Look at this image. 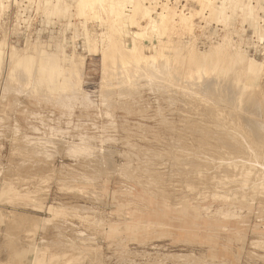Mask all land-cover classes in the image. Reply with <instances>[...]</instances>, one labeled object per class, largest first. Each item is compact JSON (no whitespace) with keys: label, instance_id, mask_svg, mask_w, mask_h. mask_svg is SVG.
I'll list each match as a JSON object with an SVG mask.
<instances>
[{"label":"bare ground","instance_id":"6f19581e","mask_svg":"<svg viewBox=\"0 0 264 264\" xmlns=\"http://www.w3.org/2000/svg\"><path fill=\"white\" fill-rule=\"evenodd\" d=\"M3 1L0 0V9L5 10L6 6ZM242 1L224 0L220 5H216L214 0H202L203 5L209 4L212 7V12L221 23L227 21H237L239 23L242 20L257 34L259 27L255 24V19L244 12ZM78 2L82 15L95 18L100 23V33H92L95 31L93 29V31H86L88 32L87 34L85 33L86 38L84 32V35L81 36L85 38L83 47L89 44L87 50L93 55L100 53L101 56L102 76L99 96L100 104L106 108L107 117L112 119L108 111L115 107L114 104H117L116 99L119 100L118 105L129 100L135 104L137 103V98L141 97L146 90L157 95L158 93L161 95L162 93L167 94V101L169 102L176 101L178 96H182L186 105L189 104L188 106L192 107L193 110L198 109L196 111H200L202 118L204 117L203 120L200 117L202 120L200 123L204 121L203 125L198 123L193 127L187 121L183 127L185 131L197 133L202 138L201 141L199 140L201 142V144L199 143V150L189 151L186 148V156L189 155L190 159H185L183 166L186 165L188 167L179 168L182 169L181 171L189 169L195 172L194 175L187 176V179L185 178V188L190 192H195L200 189V186L214 184L211 192L209 191L210 189L206 190L209 186L207 188L204 187L206 188L204 190L212 193L221 203L227 198L233 197L249 202L264 203V95L262 98L259 97L260 89L257 86L260 69H257L248 58L240 33L233 31L224 33L221 37V42L211 46L209 50H199L194 38L187 40V44H176L171 39H168L167 42L159 41L157 49L154 52L150 51L147 55L145 50L148 48L138 38L139 33L132 32L134 27L143 28L141 22L133 18L128 21L125 20L126 9L131 6L134 8L133 12L135 13L141 5L140 0H78ZM56 3L57 5L54 6L55 12L58 14L64 11L63 0H56ZM146 8V14L139 17V20L146 21V17L150 18L152 16L150 13H155L163 22L165 18L164 12L157 14L156 11L149 7ZM180 20L185 21V28H189V21L183 18ZM125 23H127L126 26L128 28L124 26ZM122 24L123 30L120 28ZM73 26V24L67 23L66 28L70 29ZM158 29L159 26L157 31ZM126 35H129L131 39L132 45L130 48L127 47L124 39ZM234 36L237 37L238 41L234 40ZM6 37V33H4V37L0 41V73L5 68L3 66L7 65L8 67L5 73V81L1 86L0 104L13 98L11 107L15 109L21 104L19 96H26L37 99L39 104H41V101L51 103L54 108L57 107L61 110V116L58 119L56 118L53 125L47 124L41 114L25 110V116L28 117L30 122L33 119H38L42 125L27 124V129L35 133L34 137L25 134L17 121H15L16 123L14 122V126L6 125L4 116L0 114V134L5 131L2 129L9 130L12 134V141L17 143L12 149L19 151L26 157L18 168V171L25 173L23 181H34L31 185L32 187L28 188L32 202L23 203L16 200L13 203L14 206H23L36 212L45 210L50 192H48V187H44L45 185H39L41 181L48 182L50 179H54L64 182L68 179L73 182L94 186L103 175L108 176L113 173H118L121 177L134 180L157 197L167 198V194L165 196H162V194L163 192L168 193V186L175 185L173 177H170L169 183L166 185L163 182L164 180L161 179L162 177L154 169H144L142 165L145 163L141 162V166L138 165L135 169L130 167L133 157L140 161H143V159L154 160L157 155L156 152L151 149L140 148L141 150H138L136 145L127 142L126 145L131 151L125 152V163L120 166L118 164L119 167H117L114 164L115 161L113 162V156L116 153L105 147L106 144L115 141L114 138L106 135L109 129L117 128L115 123L109 121L106 125L100 126L103 132L98 135L87 132L88 130H85V124H81L82 122L77 121V123H74L73 111L77 108V105L81 104L86 109L95 106L89 93L82 86L85 57L80 53H75L69 66L66 65L63 51L64 45L55 38L56 36L53 37L54 40L51 43L37 40L33 43L29 42L27 49L18 50L17 48H12L10 51L7 50ZM86 41L88 44H85ZM249 44L247 43V45ZM223 82H226V84ZM5 115L9 119L8 115ZM167 121L162 118L161 123L167 125ZM93 126L97 129L99 128L95 124ZM74 132H76L75 135L73 134ZM77 138L78 142H76ZM96 141L98 145L94 144ZM186 149L184 148V150ZM200 150L201 152H199ZM210 150L218 152H214L218 154V156H214V159L221 162L219 166L213 165L214 162L213 164L209 163L212 166H209L207 162L205 164L206 157H204L205 159L200 157L201 160L199 159L200 161H198L197 158L204 152H208L207 156L211 157L214 153L209 155ZM10 151L13 152V150ZM57 157H67L74 161L75 165L59 167L57 169L59 172L57 173L52 165ZM61 169L64 170L65 174ZM212 169H216L214 171L216 174L205 173V171L208 172ZM9 174L0 170V183L3 181L1 178L5 179L3 181V184H5L4 188L12 183V180L9 179ZM178 174L180 173L178 172ZM18 175H21V173ZM184 176L182 177L184 178ZM145 177L146 182H142V178L145 179ZM38 178H40V182L35 183ZM181 182H178L179 186L183 187V182ZM159 183H161V186ZM174 188L176 186L171 187V191L177 192ZM86 190L79 188L72 192L86 194ZM204 195L205 193L199 199L200 201H204L208 197ZM79 196L81 197L82 195ZM88 199L92 201L91 198ZM57 204V206L52 204L48 208L49 222H46L44 217L38 215V213L36 215H28L10 212L9 217H7L0 209V227L5 225V229L0 228V233L4 230L2 233L6 238L4 247L9 252L7 255L8 260L5 261L6 264L20 260L21 255L25 252L33 253L34 264H43L45 260L42 253L45 249L53 250L59 255V252H65L73 247L78 248L80 242L89 243L97 239V236L93 234L87 233L86 235L83 230H72L69 226H67L68 228L65 226V228L70 229L71 233L75 235L73 239L64 236L62 233L63 226L69 220L60 216L62 213L59 210L64 207L71 211L69 216L73 217V213L77 212V216L83 219L84 214H88L89 206H68L61 202ZM209 210L207 207L206 211ZM215 215L232 219L243 216L242 210L233 205H228L225 209L221 206ZM94 223H98V220ZM70 224L74 225L73 223ZM42 226L45 227V230L42 231L45 236L42 237L41 241L48 243L46 246L44 244L40 246V243L33 239L34 234L38 230H42ZM50 228L52 231H57V234H55L56 236L52 241H50L51 239L47 241L46 231ZM21 229H25L28 235L26 238H22L20 234H17ZM64 232L66 231L64 230ZM252 245L264 251V237L259 236ZM132 255L137 256L138 254H131L125 251L121 258L122 260H128L131 259L130 256ZM140 256L148 258L150 253L145 252V254ZM89 258L92 261H99L100 256L89 254ZM262 258L264 259V257ZM168 260L170 264H214L212 260H207L205 256L198 258L195 253H158L154 260L149 257L143 264H168ZM227 262L229 261L224 260L223 263L219 264H227Z\"/></svg>","mask_w":264,"mask_h":264},{"label":"rangeland","instance_id":"374dc122","mask_svg":"<svg viewBox=\"0 0 264 264\" xmlns=\"http://www.w3.org/2000/svg\"><path fill=\"white\" fill-rule=\"evenodd\" d=\"M140 1L141 5L135 13L133 12L134 8L131 6L126 9L125 20L128 21L130 18H133L141 22L143 28L134 27L132 32L139 33L138 38L141 39L148 48L145 50L147 55L150 51L154 52L157 49L159 41L167 42L168 39H171L176 44H187V40L194 38L199 50H209L211 46L221 42V37L224 33L229 31L240 33L248 58L257 69H260L259 78L257 80L259 84L257 83V86L260 89L259 97H263L264 0L242 1L244 12L246 15H251L253 19H255V24L259 27V32L257 34H255L254 31L248 27L247 23L242 20L239 23L237 21L221 23L212 12V7L209 4L203 5L202 0ZM222 1L224 0H214V3L220 5ZM3 2L6 9H0V41L3 39L4 33H6L7 50L10 51L12 48H17L18 50L27 49V44L29 42L33 43L37 40L51 43L54 40L53 37L56 36L55 38L64 45L63 51L66 65L69 66L75 53H80L85 57L82 86L84 90L89 93L95 106L86 109L81 104L77 105V108L73 111L74 123L80 121V123L82 122L81 124H85V130L87 129V132L98 135L103 132L100 126L106 125L109 121H113L117 128L109 129L106 135L114 138L115 141H111L106 144L105 147L113 153H116L113 156V162L115 161L114 164L119 167L121 164L125 163V152L131 151L126 145L127 142L136 145L138 150L140 148L151 149L157 153L154 160L143 159V161H140L136 157H133L131 165L135 167L131 165L130 167L135 169L138 165L141 166V162H143L145 163L142 165L144 169H154V171L162 177L161 179L164 180L163 182L166 185H168L170 177H173V182L175 183V185L172 184L173 186L167 187L168 193L163 192L162 196L167 194V198H162L155 196L150 190L144 189L143 186L139 185L134 180L119 176L118 173H113L108 176L103 175L94 186L73 182L68 179L64 182L50 179L51 181H41V183L40 178H38L35 183L40 182L39 185H45L44 187H48V192H50L46 209L42 212H36L33 209H27L23 206L15 207L13 203H15L16 200L23 203L32 202L28 188L32 187L31 185L34 181H23L25 173L18 171V168L26 157L19 151L12 149L17 143L12 141V134L9 130L2 129L5 131L3 134H0V170L7 174L10 173V176H8L10 177L9 179L12 180V183L4 188L3 186L5 184H3V181L5 179L1 178L3 181L0 183V209L3 214L9 217L10 212L28 215H36L38 213V215L44 217L46 222H49L50 215L48 213V208L52 204L57 206V203L61 202L68 206H89V210H87L88 214H84L83 219L77 216V212L73 213V217L69 216L71 211L64 207L62 210H59L60 213H62L60 216L70 221L63 226L62 233L64 236L73 239L75 235L71 233L72 231L70 229H67V226H69L72 230H83L86 235L87 233L93 234L97 236V239L89 243L85 241L80 242L81 246L79 244L78 248L73 247L65 252H59V255L53 250L45 249L42 253L45 260L43 264H143L149 257L151 260H154L158 253H195L198 258L205 256L207 260H212L214 264L223 263L224 260L229 261L227 264H264V259L262 258L264 257V251L252 245L259 236L264 237V203L257 201L249 202L238 197L227 198L221 203L212 193H208L213 190L212 185L214 184L200 186V189L195 192H190L185 188V178L187 179L195 173L193 170L189 169L181 171L183 167L186 166H183L184 160L190 159L189 155L186 156L187 149L189 151L199 150L198 147L199 143L201 144L200 141L202 138H200L201 136L197 133H191L188 130L185 131L183 127L187 121H189L190 125L193 127L200 123L204 118H202L201 112H197L196 110L198 109L193 110L192 107L190 108L188 106L189 104L186 105L182 96H178L176 101L169 102L167 101V94L162 93L161 95L158 93L157 95L146 90L142 93L141 97L137 98V103L135 104L133 101L129 100L128 102L118 105L119 100L116 99L117 104H114L115 107L108 111L112 119L111 117H107L106 108L100 104L99 96L102 76L100 53H96L95 55L91 54L87 50V46H89L87 41L85 44L88 45L83 47L86 34L89 31H93L94 29L96 32L93 31L92 33H100V23L98 20L90 16L82 15L80 13L78 0H63L64 11L58 14L54 10V6L57 5L56 0H4ZM146 7L156 11L157 14L164 12L165 18L163 22L155 13H150L152 16H150V18L146 17V21L139 20V17L146 14ZM182 18L189 21V28L184 27L185 21L180 20ZM67 23L73 24V29H67ZM126 25L127 23L124 24V26ZM122 26L123 24L120 28L123 30ZM158 26L159 29L157 31ZM126 28H128V26H126ZM83 32L86 34L84 35ZM81 35H84L85 38H82ZM124 39L127 47L130 48L132 45L130 36L126 35ZM234 40L238 41L236 36H234ZM247 43L250 44L247 45ZM3 67L5 68H3L0 73V94L2 90L1 86L5 81V73L8 70L7 65ZM224 84H226V82ZM19 97L21 104L15 108L16 110L11 107V102L13 101V98H11L10 101L0 104V114L4 116L5 122L7 123L6 125L14 126L16 123L15 121H17L21 130L29 136L34 137L35 133L27 129V124L34 123L39 126L42 125L39 123L38 119H33L30 122L28 117L25 116V110L41 114L43 120L50 125H53L56 118L58 119L61 116L60 108H54L51 103L41 101V104H39L37 99L26 96ZM191 106H193V104H191ZM5 114L8 115L9 119H7ZM162 118L166 119V121L168 120L167 122L169 124H162ZM93 124L99 128H95ZM200 124L203 125L204 121ZM75 133L76 132L73 134L75 135ZM190 140L194 145L190 143ZM78 141L77 138L76 142ZM178 143L181 145V148ZM94 144L98 145V142L96 141ZM184 148L187 149L184 150ZM10 150H13V152ZM177 152H181V154L178 153V155ZM199 152H201V150ZM209 152V155H212L214 152L218 153L211 150ZM207 153L208 152H204V154H200L201 156L198 158H191H197L198 161H200V157L203 159L206 157L207 161L205 159V164L207 162L209 166H212L210 164H213V162V165L219 166L221 164V162L214 159V156H218V154L214 153L211 157L209 156V158ZM17 162L20 163L17 164ZM52 165L58 173L59 171L57 169H59V167L61 168L66 165L73 166L75 162L67 157H57ZM179 165L181 166L178 167ZM11 167L15 170H10ZM61 170L65 174L64 170ZM215 170L205 171V173L216 174V172H214ZM15 171L16 173H14ZM19 172L21 175H18L20 174ZM178 172L180 174H178ZM175 174L178 176L176 177ZM179 175L181 176L179 177ZM182 176H184V178ZM142 179V182H146V177ZM181 180H183V183ZM178 182H181L183 187H180L181 185L179 186ZM159 185L161 186V183H159ZM175 186L176 188L174 189L177 192L171 191V187ZM78 187L82 188V190L87 189L86 194L72 192L78 190ZM204 187L208 188L206 189ZM204 189L210 190L206 191ZM202 191L208 196L204 201L199 200L204 194ZM79 195L82 196L80 197ZM88 198H91L93 203ZM228 205L238 207L242 210L243 216L232 219L215 215L218 208L222 206V208L225 209ZM207 207L210 209L209 211H206ZM96 220H98V223L95 224L94 222ZM65 226L67 228H65ZM0 228L5 229V225ZM43 230H45V227L42 226V230H38L33 237L37 243H40V246L43 244L45 246L48 245V243L46 244L41 241L42 237L45 236V234H43L44 232H42ZM64 230L66 232H64ZM3 232L4 230L0 233V264H6L5 261L8 260L7 255L9 253L8 249L4 247L6 238L2 234ZM17 234H20L22 238L28 236L25 229H21ZM55 234H57V231H52L51 228L48 229L46 231V240L49 241L51 239L50 241H52L56 236ZM125 251L131 254L137 253L139 256L132 255L130 256L131 259L122 260L121 255ZM145 252L150 253L148 258L140 256L145 254ZM89 254H95L97 257L100 256L99 261H92L89 258ZM124 261L126 262L123 263ZM167 263L170 264V261L168 260ZM11 264H34L33 253L25 252L21 255L20 260Z\"/></svg>","mask_w":264,"mask_h":264}]
</instances>
